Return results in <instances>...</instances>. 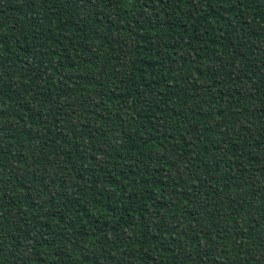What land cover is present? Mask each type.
<instances>
[{"label":"trees","instance_id":"trees-1","mask_svg":"<svg viewBox=\"0 0 264 264\" xmlns=\"http://www.w3.org/2000/svg\"><path fill=\"white\" fill-rule=\"evenodd\" d=\"M0 264H264V0H0Z\"/></svg>","mask_w":264,"mask_h":264}]
</instances>
